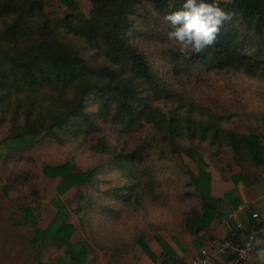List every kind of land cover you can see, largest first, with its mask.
Instances as JSON below:
<instances>
[{"label": "trees", "instance_id": "obj_1", "mask_svg": "<svg viewBox=\"0 0 264 264\" xmlns=\"http://www.w3.org/2000/svg\"><path fill=\"white\" fill-rule=\"evenodd\" d=\"M59 1L68 10L52 21L44 9L48 0H0V117L4 121L11 113L12 123L10 134L0 141V155L27 150L47 137L88 141L89 137H98L104 122L127 132L150 123L158 136L148 135L146 144L171 158L184 151L198 166V174L190 172L185 183L190 190L184 192L191 194L198 205L182 214L181 227L192 234L198 246L216 243L212 223L223 216L222 197L211 192L210 164L191 143L195 139L206 142L208 150L213 151L212 158L223 149L242 170L259 169L264 165V125H259L264 117L250 112L247 116L257 126L236 129L229 123L234 112L216 114L188 101L171 87L170 80L182 69L189 74L235 69L264 77V0H220L219 7L232 19L224 22L215 45L190 59L174 51L173 57H163L164 67L154 64L134 45L132 36L167 35L171 26L164 15L181 8L185 0H90V16L83 14L75 0ZM161 100L171 102L168 111L156 104ZM179 139L190 143L183 144ZM90 146L102 152L114 151L105 137ZM144 151L145 146L139 145L132 152H111L109 165L125 181L105 190L112 204H103L95 196L88 206L102 208L119 219L123 212L140 213L148 201L167 202L168 196L157 189L155 171L139 167ZM212 164L224 177L228 174L215 160ZM43 172L60 178V195L96 177L94 170L78 171L71 162L45 165ZM241 176L242 171L232 178L237 181ZM13 186L4 184V194ZM78 197L80 201L86 199L82 190ZM230 201L234 207L242 203L238 197ZM55 204L58 213L46 228L38 226L30 205L16 206L2 214L0 264H48L43 252L50 240L64 243L68 258L61 256L53 264L86 263V241L72 242L76 227L68 221L62 203ZM82 207L79 204L77 214ZM252 212L247 226L259 231L254 248V254H258L264 250L263 223H256ZM233 229L226 238L238 242L241 230L235 224ZM235 232L237 235H233ZM154 237L162 250L160 256L149 247L143 230L135 233L133 246L139 244L154 261L161 258L164 264H185L167 239ZM119 250L124 251L121 247ZM256 259L255 264H264V258Z\"/></svg>", "mask_w": 264, "mask_h": 264}, {"label": "rangeland", "instance_id": "obj_2", "mask_svg": "<svg viewBox=\"0 0 264 264\" xmlns=\"http://www.w3.org/2000/svg\"><path fill=\"white\" fill-rule=\"evenodd\" d=\"M75 1L83 14L90 16L92 9L90 0ZM44 9L52 21L63 16L68 10L59 0H48ZM164 33L166 32H163L161 36L144 33H135L132 36L133 44L145 51L151 61L161 67L165 66L163 57L167 58L168 54L173 57L172 52L177 51L176 46ZM179 62H181L180 59ZM170 81L171 87L188 101L205 106L216 114L234 112L229 123L236 129L247 130L248 126L257 124L255 120L247 116L250 112L264 117V77L262 75L252 76L235 69L189 74L182 69L181 72L171 75ZM156 104L165 111L172 106L171 102L165 100ZM7 115L4 121L0 117V141L10 134L11 113ZM259 125H264V122ZM148 135L158 136L156 129L150 123H145L137 131L127 132L111 126L109 122H104L97 132L98 137H89L88 141L81 139L62 141L47 137L37 141L27 150L6 155L3 153L0 155V217L16 206L30 205L34 209L38 226L46 228L58 213V207L55 204L58 201L68 212V221L76 227L71 238L72 242L86 241L88 255L85 264H108V260L111 259L110 254L118 255L119 260L125 264H131L134 261H137V264L156 263L157 261L152 260L139 244L133 246L134 235L139 230H143L144 238L154 252V242H157L155 235L172 241L176 233L183 231L182 214L198 205L191 194L190 196L184 194L191 188L185 183L190 178V172L198 174L199 170L197 164L184 151L178 153L176 158H171L151 148L146 144ZM102 137H105L106 144L111 147L109 149L116 152H132L139 145H144L145 151L139 167L153 173L155 171L157 189L168 196V201L163 203L148 201L140 213L127 215L123 212L119 219L109 216L102 208L89 207L87 202L93 201L95 196H99L97 199L102 200L103 204H112L106 198L105 190L109 186L125 181L116 173L114 166L109 165L111 152L114 151L102 152L100 149L91 148L90 145L96 144ZM179 140L183 144L190 143L189 140ZM191 144L199 149L204 159L210 164L207 171L212 176L211 192L215 196L221 195V203L226 211L233 208L229 205L232 203L230 200L241 196L247 188V191H251L254 196L264 194V165L256 170H242L223 149L218 157L212 158L213 151L208 150L206 142L195 139ZM212 160H215L219 167L223 166L228 170L225 177L212 164ZM64 162H71L78 171L94 170L95 180L73 187L64 194H58L57 185L60 178L47 176L43 168L45 165H59ZM112 169L114 171H111ZM241 171V178L234 181L232 176ZM9 182L14 183V186L8 190L7 194H4L3 185ZM230 188L233 190H229ZM80 190L86 195V199L82 201L78 197ZM183 194L185 197L182 196ZM244 202L248 206V212L243 214L245 218L242 219L247 225L250 220L247 217L249 212L257 209L252 201ZM79 204L83 207L81 213L77 214ZM113 206L120 207L116 204ZM257 212L260 213L261 218H264V212ZM81 220H83L82 223ZM48 242L43 252L45 262L53 264L61 256L68 259L65 255L64 243L52 240ZM194 245L197 246L196 243ZM120 247L124 249L123 252H120ZM137 254H143V257L139 258ZM258 256L264 258V250L254 254L253 260L248 264H255ZM144 258H147L149 263H138Z\"/></svg>", "mask_w": 264, "mask_h": 264}, {"label": "clouds", "instance_id": "obj_3", "mask_svg": "<svg viewBox=\"0 0 264 264\" xmlns=\"http://www.w3.org/2000/svg\"><path fill=\"white\" fill-rule=\"evenodd\" d=\"M219 3L220 0H185L181 8L164 15L171 26L167 38L185 59L214 46L224 22L232 19Z\"/></svg>", "mask_w": 264, "mask_h": 264}, {"label": "built area", "instance_id": "obj_4", "mask_svg": "<svg viewBox=\"0 0 264 264\" xmlns=\"http://www.w3.org/2000/svg\"><path fill=\"white\" fill-rule=\"evenodd\" d=\"M248 206L239 204L231 211L223 214L221 223L233 229L236 225L239 234V241L225 238L218 244L202 247L195 255L191 264H248L253 260L256 238L259 231L256 228L248 227L242 219L244 213L247 214ZM252 218L256 223H263L261 231L264 232V220L259 212H252ZM250 218V215L248 216ZM264 219V218H263ZM244 234V236H243ZM233 235H237L235 232Z\"/></svg>", "mask_w": 264, "mask_h": 264}, {"label": "crops", "instance_id": "obj_5", "mask_svg": "<svg viewBox=\"0 0 264 264\" xmlns=\"http://www.w3.org/2000/svg\"><path fill=\"white\" fill-rule=\"evenodd\" d=\"M226 183V182H225ZM229 190H233L232 188H230ZM248 188L246 189V191H243L242 193V197L241 196H236V198L238 197L242 203H245L244 201H252V203L255 205L256 207V211L254 210V212L260 211V212H264V194L260 195V196H254L253 193L251 191H247ZM221 196V195H218ZM250 197V199H249ZM252 198V199H251ZM230 206H232L234 208L233 203H229ZM232 208V209H233ZM231 209V210H232ZM220 210L222 212V214L226 213L227 211H231V210H225V208L223 207V204L221 203L220 206ZM242 218L244 219L245 216L242 215ZM183 231H187L186 233L183 231H180L178 234L176 233L174 237V239H172V241H170L168 238V242L172 245V247L175 249V251L178 253V255L184 260L185 264H191V261L193 260V258L195 257V255L199 252V250L204 247L202 244L201 246H195L193 241H194V237L192 236V234L186 230V229H182ZM212 231H213V236L216 238L217 240V244L222 242L229 233L232 232V228H230L229 226L223 225L221 223V221H219L218 219H215L214 222L212 223ZM213 243V244H216ZM161 248L158 245L157 242H154V252L157 256H160L161 253ZM111 259L108 260L109 263L108 264H125V262H121V260H119V256L118 255H111L110 256ZM137 257L142 258L143 254H137ZM142 260V261H141ZM138 263H149V261L147 260V258L141 259ZM131 264H137V261H134ZM153 264H164L162 262L161 258H158L156 263Z\"/></svg>", "mask_w": 264, "mask_h": 264}]
</instances>
